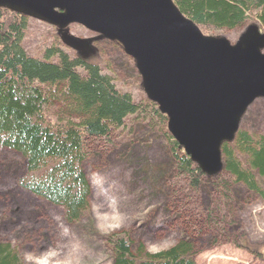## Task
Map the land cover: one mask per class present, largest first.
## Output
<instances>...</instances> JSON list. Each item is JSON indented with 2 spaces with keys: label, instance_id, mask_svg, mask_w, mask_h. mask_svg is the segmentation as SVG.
I'll use <instances>...</instances> for the list:
<instances>
[{
  "label": "rangeland",
  "instance_id": "1",
  "mask_svg": "<svg viewBox=\"0 0 264 264\" xmlns=\"http://www.w3.org/2000/svg\"><path fill=\"white\" fill-rule=\"evenodd\" d=\"M250 24L257 25L250 18L207 35L233 44ZM67 30L90 42L80 54L95 57L116 89L130 94L138 113L128 116L123 126L113 127L105 139L87 140L82 169L90 184L88 210L75 224L64 219L60 206L48 204L20 184L27 179L21 156L0 148V242L14 248L22 264H111L107 245L111 234L128 237L134 246L142 242L150 252L166 249L180 234H188L198 251L195 264H264V255L254 257L236 245L245 234L264 253V202L244 185H232L226 174L191 187L168 159L160 118H150L156 106L146 99L133 60L117 43L96 38L78 25ZM21 44L37 58H43L50 47H59L70 56L78 54L62 44L57 28L31 18ZM40 88L45 93L49 89ZM49 90L57 94L56 89ZM46 114L57 124L72 119L58 96L48 100ZM239 128L264 136V98L248 107ZM221 179L229 185L222 193L216 187ZM207 210L220 223L217 228L203 227Z\"/></svg>",
  "mask_w": 264,
  "mask_h": 264
},
{
  "label": "trees",
  "instance_id": "2",
  "mask_svg": "<svg viewBox=\"0 0 264 264\" xmlns=\"http://www.w3.org/2000/svg\"><path fill=\"white\" fill-rule=\"evenodd\" d=\"M172 1L206 34L234 28L250 18L264 29V0ZM27 24V17L0 8V148L21 156L27 179L20 183L48 204L60 206L64 219L75 224L88 210L90 184L82 169L87 140L105 139L113 127L123 126L128 116L137 114L138 106L129 93L116 89L95 57L70 56L59 47L46 48L43 58L26 52L21 42ZM40 86L56 89L58 95L49 89L45 93ZM56 96L72 114L64 123H52L47 118L48 100ZM153 109L150 118H160L158 126L168 159L191 187L198 188L201 180L226 174L232 185H244L264 202L263 135L239 128L233 141L221 144L223 171L207 176L167 132L166 116ZM219 182L216 187L222 193L229 185L222 179ZM213 215L212 210L203 214V227L220 225ZM180 235L172 246L150 252L142 242L134 246L128 237L111 234L107 238L111 264H195L198 251L193 239ZM237 241L235 244L252 256L264 255L245 234ZM0 264H22V259L8 243L0 242Z\"/></svg>",
  "mask_w": 264,
  "mask_h": 264
},
{
  "label": "water",
  "instance_id": "3",
  "mask_svg": "<svg viewBox=\"0 0 264 264\" xmlns=\"http://www.w3.org/2000/svg\"><path fill=\"white\" fill-rule=\"evenodd\" d=\"M0 7L59 28L61 41L80 52L88 41L65 31L70 24L118 43L166 115L168 133L207 176L222 170L221 144L264 98V33L255 24L232 44L203 35L172 0H0Z\"/></svg>",
  "mask_w": 264,
  "mask_h": 264
},
{
  "label": "bare ground",
  "instance_id": "4",
  "mask_svg": "<svg viewBox=\"0 0 264 264\" xmlns=\"http://www.w3.org/2000/svg\"><path fill=\"white\" fill-rule=\"evenodd\" d=\"M159 111V110H158ZM162 114V113H161Z\"/></svg>",
  "mask_w": 264,
  "mask_h": 264
}]
</instances>
